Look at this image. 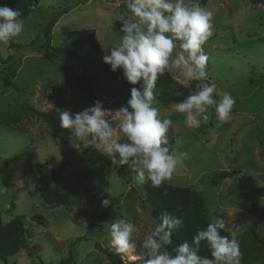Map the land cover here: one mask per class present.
I'll return each mask as SVG.
<instances>
[{"label": "rangeland", "instance_id": "374dc122", "mask_svg": "<svg viewBox=\"0 0 264 264\" xmlns=\"http://www.w3.org/2000/svg\"><path fill=\"white\" fill-rule=\"evenodd\" d=\"M202 7L212 13V35L205 44L208 78L220 91L230 92L236 104L228 122L220 123L213 114L200 128L189 129L174 104L155 103L161 118L173 121L169 133L173 149L189 153L166 183L200 191L207 220L223 218L226 229L221 234L241 244L251 246L253 240L256 248L250 250L257 260L250 264H264V198L254 192L264 184V0H206ZM36 8L37 12L21 18L25 23L21 35L0 45V70L22 57L12 78L17 88L0 84V222L20 215L29 229L25 247L0 258V264H57L69 257L72 263L66 264H112L95 244L115 251L107 229L119 219L140 228L133 234L132 255L141 259V242L157 223L144 203L147 182L137 185L128 165L121 177L115 169L104 174L105 166L75 158L63 142L51 138L45 122L23 106L28 103L45 111L59 105L79 112L92 105L77 92L54 93L51 86L61 80L59 61L44 59L37 52L39 41L29 43L40 34L44 21L57 17L50 30L53 46L63 47L69 31L90 28L100 48L115 45L121 36L120 20L126 18L124 2L38 0ZM190 82L200 83L183 84ZM107 111L111 120L115 109ZM69 135L68 144L75 147ZM95 149L103 153L102 147ZM63 161L66 166L49 188L33 192L37 165L56 167ZM105 198L112 204L102 206L107 213L101 215L99 227H90L96 204ZM33 214L42 215L45 222L32 221ZM80 236L85 237L72 245ZM120 255L122 260L135 261Z\"/></svg>", "mask_w": 264, "mask_h": 264}, {"label": "clouds", "instance_id": "9594fccd", "mask_svg": "<svg viewBox=\"0 0 264 264\" xmlns=\"http://www.w3.org/2000/svg\"><path fill=\"white\" fill-rule=\"evenodd\" d=\"M123 2L126 18L120 20L119 43L101 44V49L102 61L110 71L119 72L133 85L129 99L115 109L111 120L106 118L108 111L99 100L79 112L62 110L60 127L70 130L69 139L76 148L102 147L112 164L131 168L137 185L150 182L153 188H160L172 179L189 153H177L172 147L169 133L173 121L162 119L159 107L155 106L157 80L166 73H175L173 79L178 84L200 82L196 90L174 104L175 111L185 115L184 123L189 129L200 128L213 114L220 123L228 122L236 98L230 92L220 91L215 81L208 78L205 44L212 35V13L201 6L200 0ZM21 15L18 9L0 5V45L8 44L24 31ZM101 204L108 207L112 200L105 198ZM183 223L182 216L168 212L159 216L141 242L143 264H241L239 241L221 234L226 223L220 217L197 229L191 242L185 240L174 252L168 251L166 246L172 243L174 230ZM107 231L111 248L135 260L133 234L140 228L130 220L119 219ZM202 242L210 256L200 255Z\"/></svg>", "mask_w": 264, "mask_h": 264}, {"label": "trees", "instance_id": "16d2710c", "mask_svg": "<svg viewBox=\"0 0 264 264\" xmlns=\"http://www.w3.org/2000/svg\"><path fill=\"white\" fill-rule=\"evenodd\" d=\"M205 2L206 0H200L201 6ZM37 3L38 0H0V5L6 4L13 9H18L22 13L21 18L30 13L37 12ZM56 21L57 17L48 19L46 22L44 21L40 34L36 35L29 43V45H33L34 42L39 41L37 52L42 54L44 59L48 61H59L58 72L61 80L59 83L51 86L53 92L56 94L77 92L84 100L91 104L97 100L101 101L103 106L109 110H114L125 104L130 97V88L133 85L127 83L119 72L114 73L110 71L109 66L102 61L103 52L97 44L95 30L90 28L69 31L65 37V45L57 47L51 45L50 36V30ZM21 58V55L18 56L16 60L5 64L0 70V84L2 88L9 86L17 88L12 82V78L20 66ZM195 87L194 82H190L188 85L183 83L178 84L170 73H166L157 80L156 103L162 105L175 104L191 94ZM176 93L180 94L177 95ZM23 106L45 122L51 138L55 141L63 142L75 158L90 164L105 166L107 170L104 174H107L111 169H115L119 176L124 177L127 165L117 166L112 164L110 157L98 149L84 150L68 144L70 130L60 127L59 113L65 110L61 106L55 105V107L45 111L36 110L32 106H29L28 103H24ZM15 119L12 118L11 120ZM5 126H9V123L5 122ZM14 129L21 131L20 128ZM66 164L67 162L63 161L56 167H50L46 163H39L37 165L38 176L33 192L46 191L53 180L61 174ZM143 190L144 203L149 210L150 216L156 222H158L159 216L164 212L183 217V225L174 230L172 243L166 246L168 251L174 252L175 247L185 240L191 242L192 236L195 235L197 229L204 228L209 223L205 215L204 200L200 191L188 186L172 185L166 182L160 188H153L151 183L147 182ZM254 192L264 198V184L255 188ZM101 202H98L95 206V220L91 222L90 227H99L101 215L107 213V210L102 208ZM9 209H12V206ZM109 213L114 215L115 212ZM30 219L39 224L45 222V218L40 214H33ZM28 236L29 229L27 228L26 221L20 215H15L4 224L0 222V258L15 255L20 249L24 248ZM84 237H77L72 245ZM229 238L231 237L229 236ZM239 244L243 254L241 264H250L257 260V257L250 250L253 247L256 248L253 240L251 241V246L241 244V242ZM95 246L112 264H143L145 259L144 256L135 261H125L115 251L102 248L99 244H95ZM200 255L210 256V252L203 242L201 243ZM66 263H72V258L60 260L57 264Z\"/></svg>", "mask_w": 264, "mask_h": 264}]
</instances>
